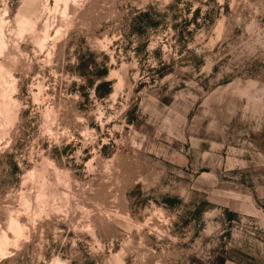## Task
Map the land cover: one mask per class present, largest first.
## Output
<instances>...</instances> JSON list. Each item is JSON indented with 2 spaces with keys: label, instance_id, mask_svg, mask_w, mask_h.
<instances>
[{
  "label": "rangeland",
  "instance_id": "rangeland-1",
  "mask_svg": "<svg viewBox=\"0 0 264 264\" xmlns=\"http://www.w3.org/2000/svg\"><path fill=\"white\" fill-rule=\"evenodd\" d=\"M0 35V264H264V0H0Z\"/></svg>",
  "mask_w": 264,
  "mask_h": 264
},
{
  "label": "built area",
  "instance_id": "built-area-1",
  "mask_svg": "<svg viewBox=\"0 0 264 264\" xmlns=\"http://www.w3.org/2000/svg\"><path fill=\"white\" fill-rule=\"evenodd\" d=\"M261 215L264 217V199L259 200ZM264 231V229H263Z\"/></svg>",
  "mask_w": 264,
  "mask_h": 264
},
{
  "label": "bare ground",
  "instance_id": "bare-ground-1",
  "mask_svg": "<svg viewBox=\"0 0 264 264\" xmlns=\"http://www.w3.org/2000/svg\"><path fill=\"white\" fill-rule=\"evenodd\" d=\"M55 2H56V1H55ZM25 19H26V18H24V20H25ZM22 21H23V20H22ZM26 22H27V21H26ZM28 25H29V24H28ZM28 25H27V26H28ZM34 26H36V25H34ZM27 28H29V27H27ZM0 36H1V35H0ZM10 89H11V88H10ZM7 92H8V90L6 91V93H7ZM9 93H10V92H9ZM8 95H9V94H8ZM0 122H1V121H0ZM2 125H3V124H2ZM0 134H1V132H0ZM19 230H20V229H19ZM19 230H18V231H19ZM14 231H15V229H14ZM18 233H19V232H18ZM5 236H6V235H5ZM6 239H7V238H6ZM54 260H55V259H54ZM52 264H61V263H59L58 261L55 260L54 263H52Z\"/></svg>",
  "mask_w": 264,
  "mask_h": 264
}]
</instances>
